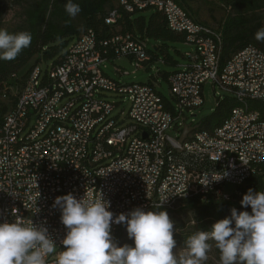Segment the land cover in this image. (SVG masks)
<instances>
[{
    "label": "built area",
    "instance_id": "built-area-1",
    "mask_svg": "<svg viewBox=\"0 0 264 264\" xmlns=\"http://www.w3.org/2000/svg\"><path fill=\"white\" fill-rule=\"evenodd\" d=\"M119 7L128 14L160 12L170 30L186 35L193 50L185 53L184 70L168 77L171 100L156 81L125 85L104 73L110 55L147 70V41L129 34L100 41L90 31L61 63L34 66L24 85L12 89L14 100L0 121V223L19 218L46 227L56 245L47 264H56L67 232L53 207L58 196L104 199L114 215L153 210L162 202L171 211L184 198L234 204L257 168H264V52L248 46L222 65V34L187 19L176 2L119 0ZM120 19L117 9L106 22ZM207 85L216 105L227 97L236 105L215 141L196 129L181 143L185 127L198 125L195 113L206 104ZM122 226L112 225L113 238Z\"/></svg>",
    "mask_w": 264,
    "mask_h": 264
},
{
    "label": "clouds",
    "instance_id": "clouds-1",
    "mask_svg": "<svg viewBox=\"0 0 264 264\" xmlns=\"http://www.w3.org/2000/svg\"><path fill=\"white\" fill-rule=\"evenodd\" d=\"M65 11L74 18L81 8L68 0ZM255 39L264 42V27L257 30ZM31 41L27 31L0 29V60H14ZM240 203L244 208L250 206L251 213L233 207L230 217L216 221L210 231L189 236L184 250L177 252L174 221L165 210L136 207L127 214L114 215L104 199L58 196L53 207L60 209L67 232L56 264H205L209 241H214L220 252V264H264V191L249 188ZM113 224L126 226L134 246L117 245ZM55 252L56 245L43 225L25 224L19 218L0 223V264H47V257Z\"/></svg>",
    "mask_w": 264,
    "mask_h": 264
},
{
    "label": "trees",
    "instance_id": "trees-1",
    "mask_svg": "<svg viewBox=\"0 0 264 264\" xmlns=\"http://www.w3.org/2000/svg\"><path fill=\"white\" fill-rule=\"evenodd\" d=\"M172 1L184 7L196 22L222 34L224 46L222 65L248 46L257 47L264 52V42L255 39L257 30L264 27L260 15L261 12H264V0H216L215 6L223 8L226 14L224 21L217 29L201 22L190 8L183 5L181 0ZM15 2L27 3L24 20L17 28L16 33L27 31L31 34L32 41L31 45L23 49L14 60H0V121L14 100L12 89L21 88L24 85L34 66L49 61L51 62L47 67L61 63L70 46L87 32L95 33L100 41L109 40L116 35L127 34L147 42L149 38L154 39L157 43L155 51L151 52L149 47L147 49L151 58L147 70L151 69L152 63L159 62L162 57L164 63L174 64L169 55L170 46L176 43L186 45V35L170 30L163 14L157 11L152 12L151 9L128 14L119 7V0L117 4L114 3V0H72L81 8L80 13L74 18L65 11V4L68 0H15ZM0 5H4L2 0H0ZM1 6L0 18L5 13V8ZM117 9L121 14V19L115 24H107L106 20L111 12ZM34 59L36 62L30 67L29 65ZM109 60L114 61L115 57L110 55ZM172 74L174 73H165V79L168 80ZM159 75H161L160 72ZM154 81L155 78H153ZM4 93L7 94L8 100L3 99ZM235 105L231 97L217 100L215 111L198 124V129L208 133L214 132L230 116ZM249 188L254 191L264 190L263 166H259L257 172L241 188L242 195L236 198L237 203H218L212 197H208L205 202L199 198H184L174 210L155 208L152 211L165 210L171 219L174 212L181 209L193 214L192 220L187 222L189 224L187 229L186 224L174 226L176 245L185 246L184 242L189 236L198 231H210L216 221L230 217V210L233 207L238 212L248 211L251 213L250 206L244 208L240 203ZM232 226H235L234 222ZM125 229L126 226L123 225L114 236L118 246L123 245ZM176 229H179L180 232L175 234ZM216 251L220 260V252L217 248Z\"/></svg>",
    "mask_w": 264,
    "mask_h": 264
},
{
    "label": "rangeland",
    "instance_id": "rangeland-1",
    "mask_svg": "<svg viewBox=\"0 0 264 264\" xmlns=\"http://www.w3.org/2000/svg\"><path fill=\"white\" fill-rule=\"evenodd\" d=\"M2 1L4 2V5L0 6L5 8V13L0 18V29H7L10 33H16L17 28L24 20V13L27 3H16L15 0ZM117 2L118 0H114L115 4H117ZM218 10L221 12V14L225 13L224 9L221 7H218ZM260 15L264 24V12H261ZM211 27L217 29L219 28V25ZM147 40L149 50L151 52H154L157 45L156 41L150 38ZM192 50L193 49L191 47L183 43H176L172 44L169 49V55L174 61V64L164 63V58L162 57L159 62L151 64L150 70H136V68L131 65L130 61L127 58H120L116 59L115 61H106L103 65V70L108 77L125 85L148 84L150 82H153V78H155V81L158 83L157 88L159 93L164 98L171 100L170 86L165 79L164 74L183 71L184 68L188 65V61L184 58V55L185 53L191 52ZM35 62L36 61L34 59L29 66L31 67ZM50 62L51 61L47 62L48 64L44 62L42 64L43 68L46 69ZM116 67H120L124 71L129 72V75H119L115 70ZM159 72L161 73V75H159ZM218 92L223 94L221 91ZM108 98L109 100H118L115 96L111 95H108ZM205 101L206 104L204 105V107L196 111L195 113V122L198 124L205 118L211 116L216 109L215 92L212 89L211 85L205 86ZM125 106L126 110H128L129 105L127 104ZM172 135L175 136L173 133ZM226 189L227 191H233L234 188L228 186ZM192 217L193 214L190 211H183V209H181L180 211L174 212V214L172 215V220L174 221V226L186 224L187 229L189 227V224H187V222L192 220ZM179 232L180 230L176 229L175 234ZM208 243L211 245V247L208 252V259L205 264H220L214 241H209ZM124 244L134 246V241L128 237L126 229L123 232V245ZM184 248L185 246L176 245V249H174V251L180 252L183 251Z\"/></svg>",
    "mask_w": 264,
    "mask_h": 264
},
{
    "label": "crops",
    "instance_id": "crops-1",
    "mask_svg": "<svg viewBox=\"0 0 264 264\" xmlns=\"http://www.w3.org/2000/svg\"><path fill=\"white\" fill-rule=\"evenodd\" d=\"M185 7L190 8L197 18L208 26H217L220 25L226 14L218 10V7L215 6L216 0H181ZM155 12V10H151Z\"/></svg>",
    "mask_w": 264,
    "mask_h": 264
},
{
    "label": "bare ground",
    "instance_id": "bare-ground-1",
    "mask_svg": "<svg viewBox=\"0 0 264 264\" xmlns=\"http://www.w3.org/2000/svg\"><path fill=\"white\" fill-rule=\"evenodd\" d=\"M187 19H194L189 12H187ZM241 111H248V103H241ZM162 112H169V105H162ZM203 133L208 141L216 140V129L212 133H208V132H203Z\"/></svg>",
    "mask_w": 264,
    "mask_h": 264
},
{
    "label": "water",
    "instance_id": "water-1",
    "mask_svg": "<svg viewBox=\"0 0 264 264\" xmlns=\"http://www.w3.org/2000/svg\"><path fill=\"white\" fill-rule=\"evenodd\" d=\"M198 128H199L198 125L194 126V127L186 126L185 129H184L183 135H182V137L180 139V142L183 143L187 139L188 135L190 133H192L194 130L198 129Z\"/></svg>",
    "mask_w": 264,
    "mask_h": 264
}]
</instances>
